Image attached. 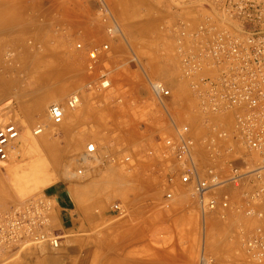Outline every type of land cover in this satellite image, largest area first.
I'll return each mask as SVG.
<instances>
[{
	"label": "built area",
	"instance_id": "1",
	"mask_svg": "<svg viewBox=\"0 0 264 264\" xmlns=\"http://www.w3.org/2000/svg\"><path fill=\"white\" fill-rule=\"evenodd\" d=\"M95 1L106 39L87 48L75 45L85 53L90 81L64 104L48 106L47 118L54 126L63 123L68 110L81 106L83 92L100 95L113 87L109 73L99 66L123 33L105 0ZM167 1L172 53L192 108L182 111L163 81L147 78L154 111L170 128L146 150L154 162L161 204L168 208L184 201L198 212L202 230L212 215L221 221L230 214L247 218L249 228L239 225L236 236L250 262L264 264V0ZM43 130L36 125L31 132L37 136ZM20 134L13 120L0 126V163L15 157ZM99 160L96 144L87 143L72 175L86 178ZM131 161V155H113L107 149V163L128 166ZM54 209L55 199L44 193L0 204V253L29 246L58 250L61 236L53 228ZM110 210L118 216L126 213L118 202ZM200 263H206L204 258Z\"/></svg>",
	"mask_w": 264,
	"mask_h": 264
},
{
	"label": "rangeland",
	"instance_id": "2",
	"mask_svg": "<svg viewBox=\"0 0 264 264\" xmlns=\"http://www.w3.org/2000/svg\"><path fill=\"white\" fill-rule=\"evenodd\" d=\"M147 1L150 4L147 7L149 12L140 14V19L137 12L133 10V5L128 9L124 7L126 10L124 14V9L120 10L119 6L121 0H105L123 33V39L113 47L112 53L115 58L107 59L104 65L100 66L101 70L109 73L113 82L112 90L100 95L83 92V97L91 98L94 102L82 101L79 108L67 111V113L81 116V113L87 109L88 115L84 118L100 119L99 126L94 127L95 135L91 139L76 144L77 150L72 149V146L70 148L69 138L74 134L83 133L88 127L78 129L73 126L71 117L65 118L59 126L52 125L47 118L49 104L44 112L36 116L32 124L28 126L22 125V121L16 118L21 134L15 146V157L7 163H0V204L12 205L35 195L49 194L55 186H63L71 190L76 186L96 183L102 173H107V170L111 169L116 175L130 177L132 184L127 186L123 193L113 190L108 205H96L91 208L90 213L98 217L97 220L94 216L86 215L88 208L86 202L77 204L74 211L75 228L68 235L61 237V240L62 238L67 240L72 249L82 254L81 264H201L202 258L206 261L205 264H253L243 253L240 240L236 236L239 225L244 226L245 229L249 228L250 221L247 218L230 214L226 220L221 221L216 215H212L206 219V229L202 230L198 212L187 208L184 201L176 200L168 208L161 204L163 195L158 188L159 180L154 176L153 168L149 166L146 156L147 148L143 139L146 133L141 137L143 134L141 129L148 128L151 124L148 118L149 110L145 109V113L138 112L140 108L138 104L145 99L146 105L149 104L154 110V101L147 78L161 80L172 89L174 99L180 104L179 109L182 111L191 110L192 104L185 94V85L178 78L172 53L168 29L172 24L169 2L167 0ZM118 11L119 14L123 13L127 20L121 21ZM153 24L158 25L147 37L135 36V32H139L137 28L150 29ZM100 36L99 40L97 37L93 38L88 45L80 41L75 42V53H84L75 48L77 43H81L85 48L99 45L106 39L103 31ZM137 39L140 40L139 43L141 41H148L147 44L155 42L158 46L153 51L151 48L139 46ZM8 52L6 51L3 56L5 61ZM151 54L153 59L159 60L162 66L160 74L155 77L150 75L146 63ZM81 69L85 73L84 66ZM19 77V81L23 80V73ZM76 81L77 84L73 90L54 101L64 104L68 96L76 90H82L90 78L86 80L84 75V78H77ZM126 87L128 92H124ZM132 93L134 98L129 100ZM129 101L137 104V109L128 111L123 123H111V119L107 116V145H105L102 128L104 109L107 107L108 110L109 107ZM193 118V123L197 124L199 119ZM8 119L4 118L0 126L4 125ZM36 125H49V129L46 130L44 127L40 135L34 136L31 131ZM42 136H46L49 142L46 141L44 144L38 142ZM89 142L96 144L100 160L91 164L86 178H75L72 173L77 167V159ZM107 146H112L110 152L113 155H116L117 150L119 152L126 150L132 156L130 164L117 166L107 163ZM102 193H107V181L103 183L97 197L100 198ZM114 202L122 204L126 209L125 215L118 216L110 210V205ZM166 214L185 219L184 226L177 233H158L162 225L167 222V219L163 220L158 216L162 215L166 218ZM191 220L192 225L188 222ZM52 224L58 234L60 224L55 217V209ZM47 251L43 252L36 246L8 249L0 253V264H43L44 260L48 264H54V261L49 260L55 252Z\"/></svg>",
	"mask_w": 264,
	"mask_h": 264
},
{
	"label": "crops",
	"instance_id": "3",
	"mask_svg": "<svg viewBox=\"0 0 264 264\" xmlns=\"http://www.w3.org/2000/svg\"><path fill=\"white\" fill-rule=\"evenodd\" d=\"M135 2L137 3L135 4ZM149 5L147 0H121L119 3L120 10L121 8L124 9V14H126L124 7L126 9L132 7L140 19V14L149 12L147 10ZM95 7V0H0V122L4 118L16 122L18 117L22 121V125L28 126L32 124L36 116L44 112L48 104L54 103L55 99L58 100L59 97L62 98L73 90L77 84V78L82 79L85 75V79L88 80L91 77L86 69L85 53H75L74 44L80 41L84 45H88L93 38L97 37V40L101 38L100 35L103 29L97 21L93 10ZM122 14H119L118 11L120 20H127L126 16L124 17V14ZM157 25L153 24L150 29L137 28L139 32H135V36L138 37L139 35L141 38H145L151 31H154ZM139 41L137 39L138 43ZM147 42L141 41L139 46L142 45L145 48H151L153 51L156 50L158 43L147 44ZM6 51L9 52L5 61L3 56ZM112 52L106 56V59L112 60L115 58ZM146 63L151 76L155 77L160 74L162 70L161 63L159 60L153 59L152 54L150 58H147ZM103 65V63L100 64V66ZM80 66H84L85 73L82 72ZM22 73L24 78L19 81V75ZM171 91L173 93L172 89ZM124 92H128L127 87ZM135 94H137V91H135ZM137 97L139 98L138 95ZM133 98L132 93L128 99L132 100ZM82 101L84 103L87 101L94 102L93 99L83 96ZM145 102L146 99L138 104L140 107H138V112L145 113V109L149 110L148 118H150L149 122L151 124L148 128L143 127L141 129V132H143L141 137L146 133L143 139L146 148H148L152 146L155 134L169 132L170 128L162 123V118ZM136 105L129 101L125 104L121 103L109 107L108 110L107 107L104 109L102 128L105 145H107V116L111 119V123H123L126 120L127 112H130L131 109L136 110ZM81 114L80 116L66 112L65 115L66 119L71 117L73 126L78 129L88 127L83 133L74 134L69 138L70 148L72 146L74 150H77L76 144L83 143L95 135L94 127L99 126L100 122V119L96 117L84 118L88 115L87 109ZM17 126L19 127L18 124ZM44 127L46 130L49 129V125H44ZM46 141L49 142L46 136H42L38 142L44 144ZM107 149L110 152L112 146H107ZM121 152L128 154L126 150L120 152L117 150L116 154L119 155ZM148 160L149 166L153 168V160ZM106 181L107 193H102L99 198L97 195ZM97 184L99 185L96 186ZM131 184L130 177H121L108 169L107 173H102L96 183L76 186L71 190L63 186H55L48 195L55 199V217L60 224L58 234L64 237L71 230H74V211L77 204L86 202L88 205L86 215L94 216L97 220L98 217L96 218L94 214L90 213L91 208L96 205H108L113 190L123 193L126 191V187ZM167 216L166 218L162 215L158 216L163 220L167 219L165 224L162 223L161 231H158V233L172 234L181 230L185 219ZM107 218L109 217L107 216ZM188 222L191 225L193 224L192 220ZM40 250L43 252L49 251L48 248L44 247H40ZM53 252L55 254L49 261H54V264H81L82 254L72 249L65 238L61 240V247ZM43 264L48 263L44 260Z\"/></svg>",
	"mask_w": 264,
	"mask_h": 264
},
{
	"label": "bare ground",
	"instance_id": "4",
	"mask_svg": "<svg viewBox=\"0 0 264 264\" xmlns=\"http://www.w3.org/2000/svg\"><path fill=\"white\" fill-rule=\"evenodd\" d=\"M67 173V172H66Z\"/></svg>",
	"mask_w": 264,
	"mask_h": 264
}]
</instances>
